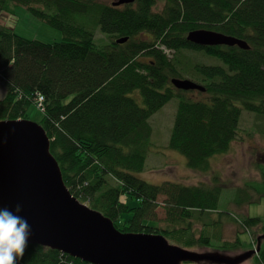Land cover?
<instances>
[{"label": "trees", "instance_id": "trees-1", "mask_svg": "<svg viewBox=\"0 0 264 264\" xmlns=\"http://www.w3.org/2000/svg\"><path fill=\"white\" fill-rule=\"evenodd\" d=\"M10 2L59 29L63 40H28L0 23V79L6 85L0 120L26 119L28 106L43 96L40 125L71 194L122 232L169 235L189 250L250 249L251 241L239 236L212 247L207 228L224 217L210 212L218 187L152 184L137 173L148 154L149 118L173 98L178 105L168 147L183 154L193 170L206 171L210 157L229 151L243 111L264 115V0H134L116 6L105 0H0V11ZM194 29L243 39L249 48L192 44L186 35ZM97 31L109 42H97ZM122 37L127 40L117 43ZM182 49L203 51L214 62L194 61ZM176 77L191 79L204 90L175 88L171 79ZM132 197L138 206L128 205ZM159 208L168 226L146 225L159 224ZM127 212L130 218L122 221ZM237 221L244 230L259 227L264 232L261 216ZM256 260L264 263V247ZM18 264L92 263L28 243Z\"/></svg>", "mask_w": 264, "mask_h": 264}, {"label": "water", "instance_id": "water-1", "mask_svg": "<svg viewBox=\"0 0 264 264\" xmlns=\"http://www.w3.org/2000/svg\"><path fill=\"white\" fill-rule=\"evenodd\" d=\"M132 2L113 0L112 5ZM126 40L122 37L116 42ZM186 40L207 47L249 48L243 39L207 29L190 30ZM171 83L182 90H204L187 78H172ZM17 204L22 207L17 215L31 226L28 243L54 248L92 264H239L259 250L258 246L233 256L218 251L196 252L169 243L162 234L119 231L108 217L71 194L50 152L44 128L28 119L0 120V207L14 212Z\"/></svg>", "mask_w": 264, "mask_h": 264}, {"label": "rangeland", "instance_id": "rangeland-1", "mask_svg": "<svg viewBox=\"0 0 264 264\" xmlns=\"http://www.w3.org/2000/svg\"><path fill=\"white\" fill-rule=\"evenodd\" d=\"M105 1L110 3L113 0ZM0 23L11 27L17 35L28 40H38L45 43L63 40V34L59 29L38 19L28 8L20 4L10 2L7 9L1 10ZM95 37L97 42L99 41L98 38L103 43L109 42V38L101 35L99 31H97ZM163 49L167 53H172L169 49L164 47ZM182 50L194 61L214 62L212 57L205 56L203 51ZM141 59L146 61L149 58L148 56H141ZM5 92L6 85L0 79V98L3 97ZM131 96L137 98L139 103L142 104L141 97L137 92H133ZM177 105V99L173 98L149 118L152 135L148 145V154L144 169L137 174L142 180L152 184H158L155 182L161 183V181H175L184 185L205 184L208 189L212 190L218 187L219 193L216 194L218 197L215 209H211L210 212H215L213 217H216L217 212H220L224 217L221 224L210 225L209 230L207 228L206 234L211 238L212 247L219 245L221 240L232 241L239 236V239L244 242L251 241L252 247L250 249H256L259 246L258 252L239 264H255L257 253L264 247V232L259 227H250L249 231L244 230L237 220H242L246 215L264 218V115L257 118L254 113L243 111L239 125L240 131L236 134L229 151L210 157L209 168L206 171L205 169L193 170L187 165L186 157L183 154L168 147ZM26 113V119L38 124L42 123L44 113L36 104L29 105ZM249 185L255 187L257 192H254V189ZM248 189L251 192L249 194H247ZM238 200L242 202L236 203ZM159 201L161 202L162 198H159ZM162 204L161 202L160 207H162ZM128 205L130 207L138 206L139 200L133 197L129 198ZM131 214V212L123 214L121 220L129 219ZM157 214L159 224L157 221H152L146 222V225H157L161 228L168 226L164 219V209L159 208ZM200 224H203L202 221H198V225ZM242 225L244 224L242 223ZM202 228L203 226H200L197 231H201ZM197 231L195 234L198 235L200 231ZM164 237L169 243L181 245L180 247H182L181 242L171 236L165 235ZM258 237H260V240ZM190 250L196 252L214 251L211 247L202 246L193 247ZM241 252L240 250L235 252L222 251V253L231 256ZM260 262V264H264L261 260ZM182 264L217 263L182 262Z\"/></svg>", "mask_w": 264, "mask_h": 264}, {"label": "clouds", "instance_id": "clouds-1", "mask_svg": "<svg viewBox=\"0 0 264 264\" xmlns=\"http://www.w3.org/2000/svg\"><path fill=\"white\" fill-rule=\"evenodd\" d=\"M22 211L20 204L15 211L0 207V264H18L28 247L31 226L17 215Z\"/></svg>", "mask_w": 264, "mask_h": 264}, {"label": "built area", "instance_id": "built-area-1", "mask_svg": "<svg viewBox=\"0 0 264 264\" xmlns=\"http://www.w3.org/2000/svg\"><path fill=\"white\" fill-rule=\"evenodd\" d=\"M43 101H44L43 96L39 94L36 100V106L39 107L41 110L44 109Z\"/></svg>", "mask_w": 264, "mask_h": 264}, {"label": "flooded vegetation", "instance_id": "flooded-vegetation-1", "mask_svg": "<svg viewBox=\"0 0 264 264\" xmlns=\"http://www.w3.org/2000/svg\"><path fill=\"white\" fill-rule=\"evenodd\" d=\"M193 90H197V89H193ZM245 185H247V184H245ZM251 186V185H250ZM254 192H256L255 190H254Z\"/></svg>", "mask_w": 264, "mask_h": 264}, {"label": "crops", "instance_id": "crops-1", "mask_svg": "<svg viewBox=\"0 0 264 264\" xmlns=\"http://www.w3.org/2000/svg\"><path fill=\"white\" fill-rule=\"evenodd\" d=\"M162 182V181H161ZM155 183H159V182H155Z\"/></svg>", "mask_w": 264, "mask_h": 264}]
</instances>
